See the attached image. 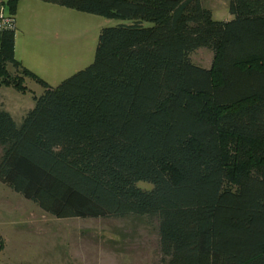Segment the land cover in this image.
I'll return each mask as SVG.
<instances>
[{
	"label": "trees",
	"instance_id": "trees-1",
	"mask_svg": "<svg viewBox=\"0 0 264 264\" xmlns=\"http://www.w3.org/2000/svg\"><path fill=\"white\" fill-rule=\"evenodd\" d=\"M19 1L0 0V85L43 92L19 124L0 107V183L56 218H155L164 264H264V0L228 21L201 0H40L117 20L54 86L15 57Z\"/></svg>",
	"mask_w": 264,
	"mask_h": 264
},
{
	"label": "rangeland",
	"instance_id": "rangeland-1",
	"mask_svg": "<svg viewBox=\"0 0 264 264\" xmlns=\"http://www.w3.org/2000/svg\"><path fill=\"white\" fill-rule=\"evenodd\" d=\"M201 2L204 7L211 10L213 18L217 21H228L233 17L228 9L229 0ZM62 8L60 13L53 15L56 18L53 25L48 26L52 34L55 32L54 29H57L54 43L55 50L59 53L55 55L57 58L54 62L55 64L62 62V65L67 62L75 69L81 66L84 68L94 60L100 29L114 25L117 20L73 8ZM39 28L40 24L37 23L36 29ZM212 57V51L207 48H199L191 54V60L204 68L210 67ZM36 75L48 84L55 85L39 74ZM24 84L27 87L24 93L0 85V107L11 112L17 123H20L22 115L33 106V96H40L43 92V86L32 79L26 78ZM136 185L147 190L152 188V184L146 181H138ZM104 225H135L138 228L136 232L138 236L134 240L120 243L118 246V249H121V245L124 246L123 251L128 256H124L126 253L117 252L105 260L107 264H164L161 261L158 238H155L157 233L155 218L146 216H128L122 219L56 218L0 183V264H50L53 259L57 262L64 261L66 257L64 241L69 240L74 232L67 231V228L75 229L80 226L101 228ZM51 251L57 253L52 254ZM129 259L132 263H126Z\"/></svg>",
	"mask_w": 264,
	"mask_h": 264
},
{
	"label": "crops",
	"instance_id": "crops-1",
	"mask_svg": "<svg viewBox=\"0 0 264 264\" xmlns=\"http://www.w3.org/2000/svg\"><path fill=\"white\" fill-rule=\"evenodd\" d=\"M62 9V6L49 4L48 2L40 0H20L14 16L15 57L26 68L32 72L34 71L49 83L55 85L83 68L81 66L75 69L74 66L69 65L67 62L63 65L62 62H58V64L54 62L57 58L55 55L59 53L55 50L56 46L54 43L57 29H54L56 33L53 32L52 34V30L51 28L48 29V26L53 25V21L56 19L53 15L60 13ZM37 23L40 24L39 29H36ZM51 40L53 41L51 42ZM34 50L36 53L33 52ZM9 113L13 117L12 113ZM66 230H73L74 232L70 235L69 240L64 241L66 251L65 260L57 262L53 259L50 264H107L108 262L105 260H108V257L117 252L121 254L126 253L123 251L124 246L121 245V249H118L120 243L131 242V240H134L138 236L136 233L138 228L135 225H104L101 228L80 226L75 229L67 228ZM73 237L74 240H72ZM155 238H158L157 233ZM50 253L55 254L57 251H51ZM92 255H95L97 258ZM124 256H128L127 253ZM93 258L95 260H92ZM126 261V263H132L131 259Z\"/></svg>",
	"mask_w": 264,
	"mask_h": 264
}]
</instances>
